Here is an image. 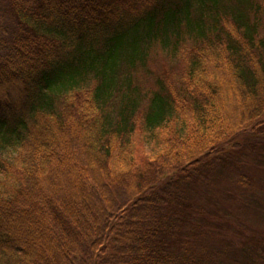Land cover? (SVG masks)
Instances as JSON below:
<instances>
[{"label":"trees","instance_id":"trees-1","mask_svg":"<svg viewBox=\"0 0 264 264\" xmlns=\"http://www.w3.org/2000/svg\"><path fill=\"white\" fill-rule=\"evenodd\" d=\"M250 135L261 0H0V264H208L190 195Z\"/></svg>","mask_w":264,"mask_h":264},{"label":"rangeland","instance_id":"rangeland-1","mask_svg":"<svg viewBox=\"0 0 264 264\" xmlns=\"http://www.w3.org/2000/svg\"><path fill=\"white\" fill-rule=\"evenodd\" d=\"M261 2L264 5V0ZM155 54L154 64L149 65L152 74L140 73L137 77L148 91L155 84V76H161L165 68L172 72L179 69V64L174 66L168 57L159 52ZM212 69L221 75L220 70ZM172 72L170 74L174 77ZM230 95L234 96L232 92ZM225 114L231 118L227 110ZM250 136L245 140L238 138L231 143L246 149L247 140L250 147L253 144V149L249 147L250 151L246 155L238 156L235 154L237 148L226 147L225 152L230 154L226 156L235 158L223 162L230 168H217L213 174L199 181L190 195L197 209L195 220H206L213 224L209 227L211 231L217 232L216 226L220 231L211 237L203 235L200 239L203 253L209 259L208 264H234V257L238 258L243 252L247 257L240 259L241 262L253 260L255 264H264V139ZM138 139L140 141L141 136ZM242 174L247 178L246 186L237 183L242 180ZM212 237L217 239L213 240Z\"/></svg>","mask_w":264,"mask_h":264}]
</instances>
